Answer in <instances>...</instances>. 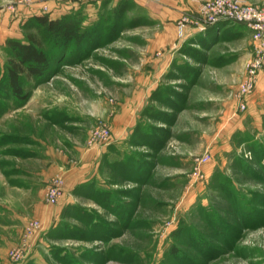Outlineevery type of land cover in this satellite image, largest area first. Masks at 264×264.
<instances>
[{
	"label": "rangeland",
	"instance_id": "rangeland-1",
	"mask_svg": "<svg viewBox=\"0 0 264 264\" xmlns=\"http://www.w3.org/2000/svg\"><path fill=\"white\" fill-rule=\"evenodd\" d=\"M57 4L69 6L66 14L80 13L82 27L92 32L78 47L50 50L45 74L24 87L25 102L9 91L8 55L0 45V213L25 219L18 234L0 228L7 237L0 240V264H26L34 252L29 264H264V98L258 105L252 97L256 81L241 110L238 94L251 56L242 73L220 61L242 43L215 44L209 37L204 47L187 42L180 19L196 12L177 20L175 37L136 0H0V12L27 9L48 16ZM25 32L23 24L22 37ZM254 43L250 37L251 55ZM159 44L176 47L177 58L138 112L140 81L150 74L145 56H153ZM259 89L264 91V80ZM125 107L140 118L137 132L112 156L121 160L120 170L101 163L100 178L74 192L43 236L46 225L24 205L28 193L10 179L18 167L38 169L34 152L44 147L73 164L75 144L101 151L114 138L112 122ZM238 122L244 130L233 133ZM205 152L211 157L201 167L204 178L192 183L193 160ZM55 179L62 182L52 201ZM64 185L62 174L52 175L44 202L56 206ZM22 247L29 255L17 261Z\"/></svg>",
	"mask_w": 264,
	"mask_h": 264
},
{
	"label": "crops",
	"instance_id": "crops-1",
	"mask_svg": "<svg viewBox=\"0 0 264 264\" xmlns=\"http://www.w3.org/2000/svg\"><path fill=\"white\" fill-rule=\"evenodd\" d=\"M143 1L136 0L153 22L167 25V29H169L171 34L176 37L177 20H179L183 14H194L201 0ZM245 1L264 6V0ZM96 4L93 5V7H96ZM77 5L78 4L75 3V7L72 5L70 8H77ZM67 7L69 6L66 4L54 5L50 9L51 13H49L48 16L51 19L59 18L69 12L70 9ZM87 7H91V4L87 5ZM4 13H2V11L0 12V45H4L5 41L9 38L20 39L22 37L21 26L25 24L29 18L42 15L38 10L31 11L27 9H20L16 14ZM158 37H160V35ZM207 37L214 41L215 44L225 39L242 43V46L237 50H230L227 54L223 55L224 57L222 59H220V61L227 63V67H231V71L242 73L245 62L251 56V34L249 29L242 24L220 22L209 26L203 32L186 29L184 40H187V42L197 40L199 44L204 47L208 43L206 42ZM158 46L159 47H155L152 50L153 56H145V65L143 68L146 70L145 72L150 74L147 75L146 78L142 77L140 81L139 86L141 91L138 92L139 94L136 105L138 106L139 104L141 108L136 109L138 112L143 110V105L147 103L150 96L162 85L163 77L173 69V62L175 58H177L178 50L176 47L164 50L162 44H159ZM157 53L160 54L157 55ZM154 55L156 58H154ZM232 74L235 73L232 72L231 75ZM263 80L264 72H261L257 79L256 91L257 87L259 88V84H261ZM256 91L252 97L256 96L255 98L259 105L263 103L262 99L264 98V91L262 89H259V91H257L258 93ZM140 92H142L141 97ZM259 100L261 101L259 102ZM251 102V98H248V108ZM135 113L134 110L125 107L121 114L116 115V119L114 121L112 120L114 138H112L111 143L107 147L101 149V151H96L94 148L85 149L84 145L75 144V148L73 147L75 164H73V162L64 154L59 153L52 148L44 147L43 149L34 152L33 157L38 164V169L17 168L18 171L14 173L16 175L13 177L14 179H10V183H13H11L13 187L28 193V195L23 198L25 201L24 205L32 213L31 216L33 218L39 219L46 225L43 236L45 235L47 237V235L52 232L63 209L73 202L72 197L74 192L84 184L96 183L100 178V164L108 165L109 162L113 161V154L123 148V145H126V142H129L134 131L137 132L140 113ZM234 115L235 113H232L231 118ZM240 130H244L242 122H238L235 125L233 133ZM58 173L62 174L64 178V195L56 206H50L44 202V187L47 180L52 175ZM20 175L31 177V181L25 180L23 177H20ZM34 190L39 191V196L31 198L30 193ZM24 224L25 219L20 214L14 212L4 213L3 211L0 213V228L3 230L8 229L9 232L18 234L21 232ZM6 238L5 235L0 234V240ZM10 243L13 242L9 241V244ZM35 253L36 252L33 253L34 255L31 254L30 261L28 260L29 262L26 264L33 263L32 261L35 260L37 254Z\"/></svg>",
	"mask_w": 264,
	"mask_h": 264
},
{
	"label": "trees",
	"instance_id": "trees-1",
	"mask_svg": "<svg viewBox=\"0 0 264 264\" xmlns=\"http://www.w3.org/2000/svg\"><path fill=\"white\" fill-rule=\"evenodd\" d=\"M79 15L69 13L56 19L47 15L33 16L25 22L27 32L21 39L9 38L5 41L8 56L4 77L15 99L20 102L27 100L29 92L24 87L30 80H37L45 74L50 64V50L72 45L78 47L89 39L92 28L82 27ZM121 159L127 157L122 155ZM121 164V160H113L107 166L118 171Z\"/></svg>",
	"mask_w": 264,
	"mask_h": 264
},
{
	"label": "built area",
	"instance_id": "built-area-1",
	"mask_svg": "<svg viewBox=\"0 0 264 264\" xmlns=\"http://www.w3.org/2000/svg\"><path fill=\"white\" fill-rule=\"evenodd\" d=\"M20 1L27 2L29 0ZM220 22L245 25L251 33L252 40L255 42L253 54L248 64L245 84L238 94L241 99L240 109L243 110L245 108L243 100L252 94L258 75L264 69V7L249 4L245 0H202L198 5L196 14L182 16L179 28L182 32L188 27L203 32L209 26ZM210 157V153L205 152L193 160L192 183L204 178L201 167L209 162ZM54 181L55 186L53 191H51L52 201L56 199L54 196L57 193V189L60 188L62 180L59 179L57 181L55 179ZM19 251H21L20 254L22 256L17 261L25 260L29 253L23 247Z\"/></svg>",
	"mask_w": 264,
	"mask_h": 264
}]
</instances>
